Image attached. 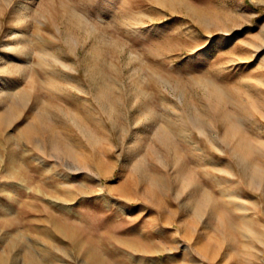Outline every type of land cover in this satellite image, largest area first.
Wrapping results in <instances>:
<instances>
[{"label": "rangeland", "instance_id": "1", "mask_svg": "<svg viewBox=\"0 0 264 264\" xmlns=\"http://www.w3.org/2000/svg\"><path fill=\"white\" fill-rule=\"evenodd\" d=\"M0 157V264H264V0H0Z\"/></svg>", "mask_w": 264, "mask_h": 264}, {"label": "bare ground", "instance_id": "2", "mask_svg": "<svg viewBox=\"0 0 264 264\" xmlns=\"http://www.w3.org/2000/svg\"><path fill=\"white\" fill-rule=\"evenodd\" d=\"M42 110H43V109H42ZM40 112H41V111H40ZM45 113H46V111H45ZM38 117H39V116H38ZM40 117H42V115H41ZM40 119H41V118H40ZM41 121H43V120H41ZM44 122H45V119H44ZM37 123H38V122H37ZM30 124H33V123H30ZM30 124H29V127H31ZM45 124H46V123H45ZM41 125H42V124H41ZM43 125H44V124H43ZM45 126H46V125H45ZM45 126H44V127H45ZM29 127H28V128H29ZM33 127H34V126H33ZM38 127H39V126H38ZM41 127H42V126H41ZM26 128H27V126H26ZM29 133H30V131H29ZM36 133H37V132H36ZM32 134H33V133H32ZM32 134H31V135H32ZM34 137H35V134H34ZM34 137H33V138H34ZM58 144H59V143H58ZM60 144H61V143H60ZM67 155H69V157H73L71 151H68V152H67ZM2 158H3V157H0V162H1ZM41 162H42V161H41ZM25 178H26V177H25ZM20 180H21V179H20Z\"/></svg>", "mask_w": 264, "mask_h": 264}]
</instances>
